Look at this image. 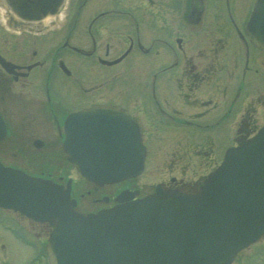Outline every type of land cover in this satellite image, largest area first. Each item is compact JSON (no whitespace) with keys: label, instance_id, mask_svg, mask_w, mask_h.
Segmentation results:
<instances>
[{"label":"flooded vegetation","instance_id":"flooded-vegetation-1","mask_svg":"<svg viewBox=\"0 0 264 264\" xmlns=\"http://www.w3.org/2000/svg\"><path fill=\"white\" fill-rule=\"evenodd\" d=\"M254 3L65 0L48 23H24L15 16L6 19L0 12V30L10 31L6 20L20 29L9 32L8 36L15 39L5 40L12 48L4 51L0 46V53L16 64L13 72H8L0 63V114L7 128L0 141V159L65 186L71 179V196L83 212L112 205L125 189L136 192V197L153 192L157 185L196 191L226 149L247 139L262 124L251 128L250 120L241 115L246 107L264 109V51L253 44L247 31ZM24 35L26 38L16 39ZM250 84L252 95L243 102L242 91ZM102 105H119L139 124L146 146L141 175L151 155L155 170L159 164L166 166L147 180H152L149 189L139 185L140 175L127 178L114 183L118 188L112 195H102V202L108 205L92 208L80 203L84 192L77 175L82 176L64 145L66 121L75 112ZM232 114L235 118L231 120ZM228 121L232 136L217 146L221 136L215 132L225 131ZM167 123L175 140L161 155L163 152L153 145L164 136L159 127L164 130ZM191 130L200 132V138H193ZM191 144L197 145L198 151L203 149L201 153L218 157L195 179L182 176L186 159L192 157ZM5 154L8 162L3 159ZM14 217L25 233L18 236L19 240L38 249L37 255L24 264H44L42 245L50 226L22 215ZM45 225L44 233L39 226ZM5 250L7 245L1 242L0 251Z\"/></svg>","mask_w":264,"mask_h":264},{"label":"water","instance_id":"water-1","mask_svg":"<svg viewBox=\"0 0 264 264\" xmlns=\"http://www.w3.org/2000/svg\"><path fill=\"white\" fill-rule=\"evenodd\" d=\"M63 1L0 0L29 21L56 13ZM247 29L264 49V0H256ZM0 62L11 71L10 62ZM66 129L69 158L89 180L117 182L143 169L145 147L128 113H76ZM5 133L0 115V140ZM133 195L122 191L116 205L84 214L75 210L70 188L0 161V205L53 225L49 264H230L264 234V125L229 148L196 193L157 187Z\"/></svg>","mask_w":264,"mask_h":264},{"label":"rangeland","instance_id":"rangeland-1","mask_svg":"<svg viewBox=\"0 0 264 264\" xmlns=\"http://www.w3.org/2000/svg\"><path fill=\"white\" fill-rule=\"evenodd\" d=\"M2 9V8H1ZM1 12V11H0ZM2 13V12H1ZM5 29V28H4ZM9 30H0V43L4 51L7 50L6 47L11 46L6 44L5 40L6 39H15L16 36H8L9 35ZM24 33H27L26 31ZM27 35H24L23 37H17L16 39L21 40L23 38H26ZM16 42H14L15 44ZM12 48V46H11ZM87 75V74H84ZM250 77L248 76V79ZM240 80V79H239ZM239 83V82H238ZM237 83V84H238ZM249 91V93H248ZM252 93V86L246 85L245 90L242 91V101L248 100V97H251ZM243 105V103L241 104ZM155 112V109H154ZM241 115L243 117H247V121L250 123L249 125L254 127L256 124L258 125L264 122V109L262 106H259L258 110H254V107H246L241 111ZM263 116V117H262ZM235 116H231V120L234 119ZM159 124V123H157ZM162 125V124H159ZM167 127H164V130H162L159 127V130L163 133L164 136H161L160 139L154 140V148L162 151L163 153H160L163 155L166 151V149H169L168 144L172 142V140H175L172 134V127L169 126L170 123L166 124ZM235 126V125H234ZM156 127V126H152ZM150 127L152 131H155V128ZM226 129L222 133H219L216 135L221 136L220 138L218 137V143L217 146H220L221 143H226L227 139H229L232 135L229 134L230 131V121L227 122V124L223 127ZM221 128L215 129V131H219ZM190 134L193 135V138L198 139L200 138V132H193L192 130L190 131ZM167 136V137H166ZM224 141V142H223ZM7 146H10V142H6ZM192 146V157H189L186 159V164L183 167V170L185 171L184 174L182 175L183 177L187 179H195L200 177L202 174L201 172L204 171L205 168L211 167L213 163H215L218 159V157H213L201 153L203 149L198 151L200 148L197 147L195 144H191ZM201 148H204L203 145ZM3 159L8 162L9 159L6 157V154L3 155ZM41 158H37L36 162H40ZM63 160H55V162H61L60 164H64ZM67 161V160H66ZM171 161V159H170ZM66 163V162H65ZM155 160L153 156L151 155L150 159L148 158L147 161V168L144 171L142 175L138 177V183L139 185L142 186V189L147 190L151 187L150 182L152 183V180L147 182L150 177H152L154 174L158 173L161 169H164L166 166V163H162L161 165L159 164V170H155L153 166L155 165ZM202 170V171H201ZM180 176V174H178ZM79 183L82 185V190L84 192V196L81 197L80 203L82 206H90V207H99L108 205L102 202L101 197L102 195H112V191L116 190L118 186L116 184H113L111 186H106V187H101V186H96L92 182L88 181L87 179L83 177H79L77 175ZM157 179V178H155ZM78 183V184H79ZM80 186V185H79ZM100 199V201H99ZM12 213L7 212L5 210L0 209V243L5 242L7 245V250L5 251H0V262H7V264H24L29 262L32 258H34L37 255L38 250L34 249L33 247L26 246L25 243L19 240L18 236L14 235L13 232H11L7 226L12 225L13 229L15 231L20 232L21 228L18 223H16V219L12 217ZM38 227V226H36ZM46 225L44 227H40L39 229H42V231L45 233L46 232ZM23 230V229H22ZM31 230H33V227H31ZM30 236V235H29ZM264 240V236L262 238ZM261 239V240H262ZM46 241V240H45ZM232 264H264V242H257L254 245L244 249L241 253L238 254L237 258L234 260Z\"/></svg>","mask_w":264,"mask_h":264},{"label":"bare ground","instance_id":"bare-ground-1","mask_svg":"<svg viewBox=\"0 0 264 264\" xmlns=\"http://www.w3.org/2000/svg\"><path fill=\"white\" fill-rule=\"evenodd\" d=\"M50 20H52V16H49V17L45 18L44 22L48 23V22H50Z\"/></svg>","mask_w":264,"mask_h":264}]
</instances>
